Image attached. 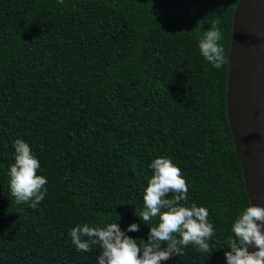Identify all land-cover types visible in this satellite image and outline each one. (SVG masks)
Wrapping results in <instances>:
<instances>
[{
	"label": "trees",
	"instance_id": "trees-1",
	"mask_svg": "<svg viewBox=\"0 0 264 264\" xmlns=\"http://www.w3.org/2000/svg\"><path fill=\"white\" fill-rule=\"evenodd\" d=\"M238 0H0V264H98L70 230L119 223L147 239L144 190L167 156L206 207L209 256L195 245L162 264H226L232 225L250 205L227 119L231 24ZM222 34L217 69L199 50ZM28 143L48 191L17 205L14 142Z\"/></svg>",
	"mask_w": 264,
	"mask_h": 264
},
{
	"label": "clouds",
	"instance_id": "clouds-1",
	"mask_svg": "<svg viewBox=\"0 0 264 264\" xmlns=\"http://www.w3.org/2000/svg\"><path fill=\"white\" fill-rule=\"evenodd\" d=\"M222 38L213 26L199 41L200 54L217 69L225 59L219 43ZM14 148V163L9 171L11 195L17 205L28 204L36 209L45 198L48 181L37 174L40 161L28 143L17 139ZM149 166L153 174L144 190V210L136 211L140 221L148 226L152 218L158 217L156 225L149 227L147 239L140 238L138 243L137 238L127 235L140 230L137 223L129 224L126 230L118 222L103 227L78 224L69 233L77 252H90L98 246V264H162L183 255L189 245L209 256L213 253L209 241L215 231L208 220L209 212L195 203L186 206L188 185L180 167L167 156L154 158ZM232 233L227 247L230 250L224 252L226 264H264V206H247L235 219ZM249 246L256 250L249 251Z\"/></svg>",
	"mask_w": 264,
	"mask_h": 264
},
{
	"label": "water",
	"instance_id": "water-1",
	"mask_svg": "<svg viewBox=\"0 0 264 264\" xmlns=\"http://www.w3.org/2000/svg\"><path fill=\"white\" fill-rule=\"evenodd\" d=\"M226 101L249 203L264 206V0H238L235 6Z\"/></svg>",
	"mask_w": 264,
	"mask_h": 264
}]
</instances>
